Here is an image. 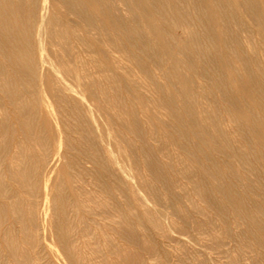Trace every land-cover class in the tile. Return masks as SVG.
<instances>
[{
    "label": "bare ground",
    "instance_id": "bare-ground-1",
    "mask_svg": "<svg viewBox=\"0 0 264 264\" xmlns=\"http://www.w3.org/2000/svg\"><path fill=\"white\" fill-rule=\"evenodd\" d=\"M0 264H264V0H0Z\"/></svg>",
    "mask_w": 264,
    "mask_h": 264
}]
</instances>
